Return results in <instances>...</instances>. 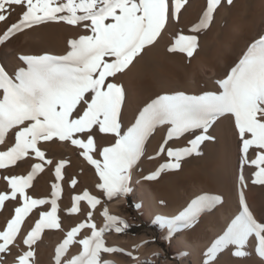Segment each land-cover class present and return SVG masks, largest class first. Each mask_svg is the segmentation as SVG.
<instances>
[{"label":"snow or ice","instance_id":"1","mask_svg":"<svg viewBox=\"0 0 264 264\" xmlns=\"http://www.w3.org/2000/svg\"><path fill=\"white\" fill-rule=\"evenodd\" d=\"M188 0H0V22L9 19L15 7L23 11L18 19L0 33V44L17 33L47 22H64L72 26L90 21L85 27L90 35H81L68 41L65 55H22L19 57L26 67H19L10 75L0 66V145L6 144L10 130L14 132V144L0 151V169L15 165L17 161L34 154L44 161V152L38 147L40 141H51L54 137L83 149L81 155L92 165L99 177L96 188L108 200L125 196L130 191L132 170L146 154V143L155 130L167 126L166 134L154 155L164 154L167 161L160 164L145 180H155L162 172L178 170L181 161L199 154L200 144L212 137L208 130L225 114L234 117L235 128L242 141L240 148L241 173L238 177L240 191L238 214L227 224L222 234L216 237L204 253V264H213L219 253L234 246V257L249 255L247 246L252 241L255 254L264 260V218L258 219L249 208L244 195L247 187L243 175L244 165L254 166L251 183L264 185V35L254 40L226 77L216 83L219 90L206 91L201 95H160L146 103L126 129L121 127L124 90L115 78L129 67L142 51L152 45L170 19L178 15ZM222 0H206L198 22L189 31L191 35H179L170 52L179 51L192 57L198 47V33L209 28L214 13ZM228 4L232 0H227ZM110 21V22H107ZM111 134L114 143L97 152L94 131ZM199 131V134H196ZM85 134L86 139L76 138ZM185 134L194 138L189 146L174 147L171 142ZM250 134V136H246ZM254 148L255 158L248 159L249 149ZM102 159L93 157V153ZM51 164L52 161H45ZM65 161L55 165L57 181L62 179ZM41 163H35L26 175L5 176L9 192H0V207L9 199H19L14 216L0 231V254L10 252L25 217L37 206L51 204L50 211L40 212L35 226L27 232L23 244L29 250L19 254L16 264H30L34 259L31 247L45 229H60L57 216L59 183L52 185V199H35L26 193L38 172ZM75 180L72 184L75 185ZM86 201L96 209L101 200L84 191L72 198L70 213L80 212V202ZM221 202L219 196L207 193L195 196L173 217H157L167 228L170 239L174 233L195 224L205 211H210ZM103 226L92 222V212H87V221L67 231L66 237L55 249V264H114L102 260V253L124 250L106 246L104 234L108 231L124 232L129 225L118 216L111 215L105 207L101 211ZM90 230V235L76 239L81 230ZM78 243V254L66 256L69 246ZM131 255V253H127ZM3 257L0 256V264Z\"/></svg>","mask_w":264,"mask_h":264},{"label":"bare ground","instance_id":"2","mask_svg":"<svg viewBox=\"0 0 264 264\" xmlns=\"http://www.w3.org/2000/svg\"><path fill=\"white\" fill-rule=\"evenodd\" d=\"M204 9L202 0H188L179 13L178 19H170L162 30L161 36L152 45L147 46L134 59L133 63L118 76L116 82L121 84L127 93L126 103L122 104V129L130 126L138 111L146 103L160 95H173L177 92H184L186 95H201L206 91H218L219 86L216 82L225 78L247 47L264 35V0H234L227 7L219 6L209 28L196 34L198 35V47L192 57L179 51L170 52L169 47L173 45L179 35L193 34L189 29L198 22ZM22 11L20 7H15L9 19L0 22V33L17 20ZM65 24L67 25L62 21L47 22L10 37L8 41L0 44V66L13 75L19 67H26L19 59L22 55H43L46 53L57 56L65 55L69 50L68 41L84 35L77 30L81 28L83 22L71 27L72 29L66 27ZM166 130L167 126L158 127L147 141L145 156L132 170L130 188L135 190V202L147 221L156 220L157 217L170 218L177 215L191 199L200 194L207 193L221 198V202L210 211L202 213L195 224L189 228L181 229L182 232H179V235L177 231L178 236L173 241L175 250L179 251L181 264H204V253L207 248L238 214L240 207L238 177L241 173L242 154L240 148L242 141L235 128L234 117L231 114H225L217 118L209 128L207 135L212 139L205 140L200 144L198 155L193 154L183 159L178 170L162 172L155 180H145L143 177L149 175L168 159L166 154L154 159L148 158L158 150ZM14 132L15 130H10L7 134L6 144L0 145V151L7 150V147L14 144ZM196 134H199V131ZM246 136H250V134H246ZM191 138L194 137L185 134L179 140L171 142L170 146H189L187 141ZM38 147L49 150L52 154L50 157L55 153L65 152L64 154H66L67 151L75 163L85 164L78 157L79 149L58 138L54 137L50 144L40 141ZM255 152L254 148L249 149L247 154L249 160L255 158ZM27 157L28 160L26 159L25 162L28 163L32 161L31 159L35 162L38 160L34 154ZM18 162L15 165H10L9 169L12 167V170H15ZM18 171L20 172V170ZM48 171L46 170L36 182L34 178L31 187L34 185L38 188L41 185L44 188L49 179ZM254 171V166L246 164L243 167V175L247 184V187L244 188V195L249 208L260 219L264 218V201H261L262 195L264 196V188H258L257 185L251 183ZM8 172L11 173V171ZM98 182L99 179L93 177L84 166L80 184H93L94 186ZM4 183L5 181L0 179V192L5 187ZM36 189L34 191L27 190V192L35 198L44 195L42 190ZM96 192L101 200L98 209L106 207L110 214H114L117 210L116 207L124 200L120 196L108 200L101 192L98 193L97 190ZM8 207L10 205L0 212V226H3L10 216ZM35 216L34 208L25 217V221L21 225L22 232L32 228ZM103 223L104 221L100 223L99 227H102ZM159 225L167 232L165 226L160 223ZM22 232H20L21 237ZM104 238L108 239L110 243L119 241L115 236L110 237L108 232L104 234ZM130 240L129 243L136 244L137 248H135L139 256L134 264L140 263L142 258L154 256L153 254L158 250L156 246L145 248L140 245V242L145 241V237ZM14 246H19L18 241ZM234 250V246H229L228 249L218 254L213 264H264V260L255 254L251 238L247 246L248 256L234 257L232 255ZM75 254L78 253H71L69 257ZM45 262L46 260H44ZM161 264L171 263L165 260Z\"/></svg>","mask_w":264,"mask_h":264},{"label":"rangeland","instance_id":"3","mask_svg":"<svg viewBox=\"0 0 264 264\" xmlns=\"http://www.w3.org/2000/svg\"><path fill=\"white\" fill-rule=\"evenodd\" d=\"M202 1L204 3V8H206V0H202ZM232 1H234V0H232ZM228 5L229 4L227 3V0H222L220 7H227ZM107 22H110V21H107ZM86 24L90 25V21H84L83 25H81V28L77 29V30L84 35H90L91 34L90 29L85 27ZM66 27H68L69 29H72L75 26L67 24ZM122 73H118L115 76V78L109 77L108 79L110 81L114 79L116 82V79ZM123 90H124V101L122 104H125L127 93H126L124 88H123ZM76 138L86 139V135L85 134H78ZM94 140L96 143L97 152L102 150L103 147L109 146L111 143H114V137L111 134L100 133L98 129H96L94 131ZM52 141H53V139L51 141H44V143L50 144ZM66 142L69 143V145H71L72 147L79 149L78 150V157L81 160H83L85 164L82 165L81 163H78V164L75 163L72 160V157L70 156L69 152H67V151H66V154H64L65 152L55 153L54 156L50 157V155H52V154H50L49 150L41 149V151H43L45 154L44 159H46V160L41 161V160H39V158H36V160L38 159L39 161L37 160L35 162L33 159H31L32 161H30L28 163V162H25L26 159L28 160V157H25V158H23V160L18 162L19 165L17 164V167L15 168V170L14 169L12 170V167H10L11 169H9V167H7L5 169L0 170V176H1L0 179L5 181V183H4L5 187L1 192H9L10 193V189L8 188L7 182L4 179L5 176H8V177H11L13 175L26 176L29 173V171H31L32 165L35 163H41L42 167H43V171L38 172L36 174V176L34 177L35 182H36V180H38V178L41 177V175L46 170L48 171V169H49V171H48L49 177L48 178L50 180L48 179V182L46 183V186L44 188L41 185H39L38 188H37V186L33 185V187L26 189L27 194H28L27 190L30 191L32 188H34V189L37 188L36 190H42L44 195L41 196L38 194L39 196H36V198L33 196L32 197L35 199H45L46 198L47 201H50L52 199V196H51L52 185L54 183H59V185H60V194L57 198V216H58L59 221L61 223V228L60 229H45L41 233L40 238L31 247V250L34 251V259L30 262V264H55L54 257H55L56 247L60 243H62L63 239L66 237L67 231L71 230L72 227L77 226L79 223L87 221V212L88 211L92 212V214H93L92 215V222H94L97 225V227H99L100 223L103 222V217L100 214L101 211L103 210V208L100 207V209H98L99 205H97L96 209H91L87 205L86 201H81L80 205H79L80 209H81L80 212L70 213V211H69L71 206H72V198L74 196L82 195L84 191H88L89 194L95 195L99 198L96 190L98 191V193H100L101 191L96 188V185L93 186V184H87V185L86 184H84V185L80 184V179L83 175V167L84 166L87 167V169L89 170V173L91 175H93V177H96L97 179H99V177L96 174L95 168L92 165H90L81 155L83 149L79 148L78 146L73 145L71 143V141H66ZM45 151L46 152L48 151L49 153L48 152L46 153ZM93 157L96 159H102L97 155L96 152L93 153ZM48 158H49V160L52 161L51 165L45 162V161H49ZM60 161H65V165H64V168L62 169V179L60 181H57L56 177H55V165L57 163H59ZM26 168H27V170H25ZM7 170L11 171V173L8 172ZM18 170H20V172ZM21 170H22V172H21ZM73 180H75V182H76L75 185L72 184ZM37 183H39V182H37ZM257 187L258 188H262V187L264 188L263 185H257ZM34 189H32L31 191H34ZM134 193H135V190L131 189V192H129L127 195L120 196L121 198H124V200L121 202V204L119 206L116 207L117 210L114 212V214H111V215L118 216L121 219L125 220L127 222V224L129 225V227L124 232L119 233V234L114 232V231H108V235L110 237L115 236L116 240H119L118 242L110 243L108 239L104 238L106 246H108V247L115 246V247L123 249L124 251L111 253V254L102 253L101 254L102 260L112 261V262H114V264H134V261L139 257L138 252L136 250L137 246H136V244L133 245V244L129 243V241H131L130 239L133 240V239H138L140 237H145V241L140 242V245H142L145 248L156 246L158 250L155 254H153L154 256H152L150 258H145V259L142 258L140 260V263H136V264H161L165 260H168L171 264H181L180 259H179L180 258L179 251L175 250L173 241L180 234L179 232H182V231L179 230L177 232L178 235H177V233H175V235H173V237H171L170 239H165V237L167 236V232L161 228V226L159 225V223L156 220L147 221L144 219L142 211L140 210V208L138 207V205L135 202L136 193L135 194ZM30 194L31 193H29L28 195H30ZM261 201L262 202L264 201L263 195L261 197ZM21 203H22V201H20L19 199H16V200L9 199L8 201L5 202V204L2 207H0V212H2L3 209H5V207H7L9 205L11 207V208L8 207L9 212H10V216H9L8 220L5 221V224H3V226H0V231H2L6 227L7 222L14 216L15 207L20 206ZM50 210H51V204L50 203H48L46 205L37 206L35 208L36 216H35V219L33 221L32 227L35 226V222L39 219L40 212L50 211ZM30 230H31V228L26 229L25 231L22 232V229H21L22 237H21V233H18L17 240H16V242L18 241L19 246L18 247L14 246L15 245V243H14L13 245L10 246V252L5 253V254H0V256L3 257L2 264H7L8 262L10 264H16V258L18 257V255L22 254V252L29 250L28 246L23 244V239L26 237L27 232ZM84 235H90V230L86 231V230L82 229L81 234H78L76 239L78 240L80 238H83ZM42 241H44V242H42ZM80 250H81V248H80L79 244L73 243L72 245L69 246V251L66 254V256L69 257V255L71 253H75V252L79 253ZM127 253H131V255H128ZM46 257L48 258V260ZM44 260H46L45 263H44ZM187 260H188V258H187Z\"/></svg>","mask_w":264,"mask_h":264}]
</instances>
